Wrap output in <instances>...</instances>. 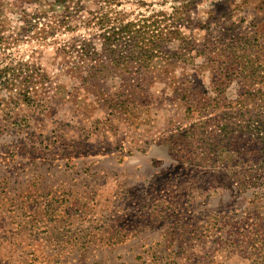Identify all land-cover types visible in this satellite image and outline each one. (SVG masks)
Listing matches in <instances>:
<instances>
[{
    "label": "rangeland",
    "instance_id": "rangeland-1",
    "mask_svg": "<svg viewBox=\"0 0 264 264\" xmlns=\"http://www.w3.org/2000/svg\"><path fill=\"white\" fill-rule=\"evenodd\" d=\"M194 3L211 32L139 49L117 20L178 2L0 0V264H264V0ZM206 42L248 75L214 77Z\"/></svg>",
    "mask_w": 264,
    "mask_h": 264
},
{
    "label": "trees",
    "instance_id": "trees-1",
    "mask_svg": "<svg viewBox=\"0 0 264 264\" xmlns=\"http://www.w3.org/2000/svg\"><path fill=\"white\" fill-rule=\"evenodd\" d=\"M175 1L178 2L179 5L174 6L172 8V12L170 15L158 13L154 19L152 18V22L149 23H147L148 20H142L136 23L122 24L121 19L117 20L116 25H118V27L116 29H118L117 30L118 32L116 33L114 32V36H118L119 38V34H125L128 37V43L130 46L129 48L138 47L139 49H141V44L144 45L142 41L144 40L143 37L145 36V34L151 31L152 34L151 43H155V41H159L160 43H163V39L160 37L163 30L169 29L170 27L176 28V25L178 26L180 25V23L186 25L188 29H197L198 31L211 32L212 26L210 25V20L214 17L212 16L213 10H211L210 12V16H209L210 18L208 21L201 22L198 20L197 22L192 23L190 22V20H188L187 16L190 11H194V4H195L194 2H196L197 0H175ZM78 10H80V7H77V11ZM108 21H109L108 15L99 18L97 21V27L101 29V34H100V38L102 41L101 47L104 49L105 52L107 51L110 52L109 49L111 47V44L116 41L115 37L111 40L110 38L104 35L106 32L105 31L106 27L109 25L107 24ZM168 21L171 22L168 23ZM63 25L65 24L63 23ZM173 31L176 30H171L169 31V33L177 34L176 32ZM137 43H139V45H137ZM209 43L210 42H206L203 45H204V51L206 49L211 50V52H209L207 56L211 58L210 61H214L210 66V70H211L210 73L214 74V77L217 78V76H220V77L228 78L233 74L238 76L248 75L249 72L247 71V69L249 67L242 65L243 64L242 62H236V60H238L239 58L246 57L247 53L244 50L238 49V47H234V44H226L223 48H217L216 42L215 43L213 42L211 44ZM183 49H186V46ZM109 52L108 54L110 55L111 53ZM139 58H145V57H142V55H140ZM209 58L206 57L207 60H209ZM139 61H141L139 70L145 71V69L148 67L149 61H147L146 58L144 61H142L141 59H139ZM97 75H99V72H94L91 74L92 77H96ZM132 93H134V91L130 92V94ZM261 101L264 106V97L261 98ZM216 102L217 103L214 104L219 103V101ZM205 106H209V103L208 105H205V103H203L202 109H204ZM102 107L110 111L114 110L120 114H125L129 111H132V109H136V110L140 109L134 103H130V102L125 103L123 101H112V100L106 101L104 104H102ZM190 108H193L191 103L188 104L187 106L188 111H190ZM262 170L259 168L258 172L261 173ZM256 172L257 171H254V175L257 174ZM243 186L244 184L242 183V187Z\"/></svg>",
    "mask_w": 264,
    "mask_h": 264
}]
</instances>
